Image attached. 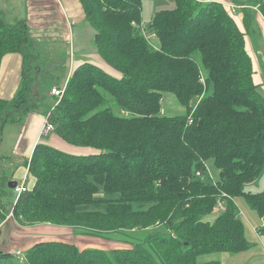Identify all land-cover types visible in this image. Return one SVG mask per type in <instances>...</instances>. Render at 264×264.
Listing matches in <instances>:
<instances>
[{"label": "trees", "instance_id": "16d2710c", "mask_svg": "<svg viewBox=\"0 0 264 264\" xmlns=\"http://www.w3.org/2000/svg\"><path fill=\"white\" fill-rule=\"evenodd\" d=\"M78 1L102 65L83 60L72 68L46 117L54 129L43 139L54 135L66 148L34 146L24 161L33 183L0 220L11 212L20 225L50 223L102 238L117 233L127 241L105 250L41 240L22 261L0 251V264H219L197 259L246 251L235 199L264 218V190H245L264 169V95L245 47L252 14H243L244 32L220 2L173 0L144 29L142 0ZM254 5L264 17V0ZM29 43L25 22L0 19V63L6 54L22 57L15 94L0 99V131L36 109L25 81L24 66L35 57ZM164 92L183 114H159ZM207 159L216 181L204 180ZM218 202L223 210L204 219ZM156 226L166 231L141 240L129 234ZM257 232L264 235V223Z\"/></svg>", "mask_w": 264, "mask_h": 264}, {"label": "crops", "instance_id": "0c3cea01", "mask_svg": "<svg viewBox=\"0 0 264 264\" xmlns=\"http://www.w3.org/2000/svg\"><path fill=\"white\" fill-rule=\"evenodd\" d=\"M199 1H217L224 5L226 10L232 15L238 27L244 30L243 14L248 11L253 16L251 27L254 28L245 33V47L250 55L253 65V80L256 84L261 83V79H256L258 71L256 70L255 61L258 66L264 63V59L260 61L256 59L257 51L264 52V17L260 13L258 6L254 5L255 0H199ZM0 19L6 24L14 25L18 22H25L29 38L33 42L42 44L58 43L63 45L69 44L71 48L77 42H80L81 33L90 32V26L84 21L83 11L78 0H0ZM16 22V23H13ZM260 34L258 38H251L252 34L257 32ZM91 35V34H90ZM78 37V38H77ZM93 39V32L91 35ZM77 38V40H76ZM250 39V44H248ZM91 40V38H90ZM253 44V47L251 46ZM91 52L79 51L72 54V67L69 68V75L72 68L83 60H93V62L101 64L102 61L95 51ZM253 52L256 53L253 57ZM255 58V59H254ZM77 62L74 64V60ZM22 57L18 53H10L3 56L0 63V99H10L15 94L21 76ZM258 68V67H257ZM67 75V78L68 76ZM67 81V80H66ZM53 88V87H52ZM56 88V87H55ZM51 90V89H50ZM48 112L40 113L35 110L29 111L22 116L19 121H13L11 124L16 125L13 128H7V136L14 140L15 154L23 159H29L34 146L43 140V126ZM8 121L3 123L2 131L5 137L6 126ZM61 148L66 146L56 136H50L46 141ZM20 180V184L28 187L33 183V179L28 174L27 167L18 165L12 171L11 177L7 180ZM18 183V182H17ZM15 201V200H14ZM13 201V202H14ZM12 204V203H11ZM11 205L9 206L10 210ZM240 213L241 209H240ZM249 215V214H248ZM252 217V215L250 216ZM255 224V223H253ZM258 227V226H255ZM256 234L257 228H256ZM262 247L258 248L255 239L250 242V247L244 251L237 253L238 260H242L245 264H264V236L261 234ZM97 236L82 234L80 230L67 226H57L50 223L36 224L33 226H24L18 224L11 212L0 220V251L11 252L23 251L29 248L37 241L41 240H70L78 247L89 246L88 239ZM98 238V237H97ZM106 242V241H104ZM109 243V242H108ZM110 244V243H109Z\"/></svg>", "mask_w": 264, "mask_h": 264}, {"label": "rangeland", "instance_id": "374dc122", "mask_svg": "<svg viewBox=\"0 0 264 264\" xmlns=\"http://www.w3.org/2000/svg\"><path fill=\"white\" fill-rule=\"evenodd\" d=\"M175 5L173 0H142V11H141V20L142 25L144 29H147V24L149 23L152 15L154 12L158 9L163 8H173ZM16 23V22H13ZM90 32L88 33H81L79 36L81 41L77 42L73 47L69 44L61 45L58 43H50L49 44H42L38 42H33L30 38V43L28 44V48L31 51L35 57L31 60H29L25 67V81L29 82V96L31 98V101L36 104V109H34L37 112L40 113H46L51 110L52 107L57 103V97L53 96L50 93V89L52 87L60 88L62 89L67 80V75H69V68L72 67V54L73 51L75 53L79 51L83 52H91L95 51V46L93 44V39L91 37L93 30L91 27H89ZM254 28V24L252 27H250L249 31ZM245 30V28H244ZM91 34V35H90ZM255 36L258 38L260 37V34L257 32L253 33L251 38L253 39ZM29 37V36H28ZM91 38V40H90ZM148 39L152 47L159 48L160 42L158 38H156L152 34H148ZM250 39H248V44H250ZM253 47V44H251ZM254 55H256L255 52H253ZM262 61L264 59V52H258L257 51V57L256 59H259ZM255 59V58H254ZM93 61V60H89ZM77 62V60H74V64ZM256 70L258 71L256 75V79H261V83L259 84L260 87H258L259 91L264 95V63L261 64V66H258L257 62L255 61ZM258 67V68H257ZM110 106L113 105L112 100H109ZM14 110V107H10V111ZM33 111V110H32ZM184 113V107L179 104L174 95L169 92H164L161 100V107L159 114L164 116H173L178 114ZM13 121L8 120V123L6 126L7 128H13L11 124H17V123H11ZM7 131L5 133L4 139L1 137L3 136V131H0V199L2 201V208H0L1 212H7L9 210V206L11 203L15 200L16 193L13 190V188H9L7 185L8 178L11 177V173L13 170L16 169L18 165H24L25 159L15 154L14 149V138L10 139V137L7 136ZM43 139L44 136H42ZM206 169L207 172L204 175V180L206 181H216L218 179V170L215 167L212 159H207L206 161ZM18 184H20V180H17ZM245 190L250 193H258L264 190V169L262 170L260 176L256 180L255 183L248 184L245 186ZM235 203L238 205L239 209H241V219L245 227V235L248 239V241H252V239H255V243L258 244L257 247L260 248L263 245L261 244V238L259 233L256 234V228L255 226H261L263 225L262 219L258 216L257 212L255 210H252L244 201L243 197H237L235 199ZM219 213V211L216 210L211 213V215L204 216V219H209L210 221ZM249 214V215H248ZM252 215V217H250ZM255 223V224H253ZM154 230H160L162 232H165V227L163 226H156L151 227L148 229H136L129 234L143 239L148 233L154 231ZM262 236H264L262 234ZM251 237V238H250ZM126 238H124L121 234L112 233L110 235H107V238H90L88 239L89 246L85 245L80 248L84 247H97L105 250H109L114 247H118L123 245L124 243L122 241H125ZM129 240V239H128ZM70 241V240H68ZM106 241V242H104ZM127 241V240H126ZM110 244H109V243ZM239 255L237 253H229V252H211V253H204L200 254L198 256V262H207V261H218L219 264H245L244 261L238 260Z\"/></svg>", "mask_w": 264, "mask_h": 264}, {"label": "built area", "instance_id": "2783aa9c", "mask_svg": "<svg viewBox=\"0 0 264 264\" xmlns=\"http://www.w3.org/2000/svg\"><path fill=\"white\" fill-rule=\"evenodd\" d=\"M63 91H64V87L62 89L53 87V88H51L50 93L53 96L57 97V99H59L62 96V94H64ZM52 130H53V124H51L47 120H45L42 134H44V135L48 134ZM197 174L200 175L199 173H197ZM13 190L15 191L14 193H16V196H18L20 193L25 191V184H18L17 183V185L13 188ZM223 208L224 207H223L222 203L218 202L217 203V209L223 210ZM261 219H262V223H264V218H261ZM15 254L19 257L20 261L24 260V255L22 254V251H20V250L16 251Z\"/></svg>", "mask_w": 264, "mask_h": 264}, {"label": "water", "instance_id": "95a60500", "mask_svg": "<svg viewBox=\"0 0 264 264\" xmlns=\"http://www.w3.org/2000/svg\"><path fill=\"white\" fill-rule=\"evenodd\" d=\"M7 185L9 188H14L17 185V182L12 179L7 182Z\"/></svg>", "mask_w": 264, "mask_h": 264}, {"label": "bare ground", "instance_id": "6f19581e", "mask_svg": "<svg viewBox=\"0 0 264 264\" xmlns=\"http://www.w3.org/2000/svg\"><path fill=\"white\" fill-rule=\"evenodd\" d=\"M144 33V32H143ZM53 124V123H52ZM54 126V125H53ZM54 129V128H53ZM51 132V131H50ZM42 133V132H41ZM46 135V134H45ZM20 195V194H19Z\"/></svg>", "mask_w": 264, "mask_h": 264}]
</instances>
